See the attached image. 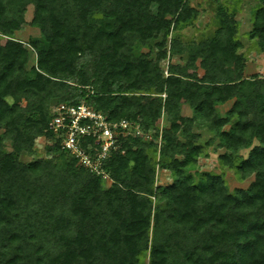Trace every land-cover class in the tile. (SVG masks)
<instances>
[{
	"label": "trees",
	"instance_id": "16d2710c",
	"mask_svg": "<svg viewBox=\"0 0 264 264\" xmlns=\"http://www.w3.org/2000/svg\"><path fill=\"white\" fill-rule=\"evenodd\" d=\"M212 1L214 28L196 39L181 32L198 13L189 0H0V264H264V77L244 75L239 36L249 0ZM252 1L246 49L264 53V0ZM30 4L39 35L23 41ZM174 56L185 62L165 75ZM61 102L153 137L120 138L107 185L47 130ZM196 125L225 149L222 168L253 175L246 188L195 170ZM39 137L50 157L22 160ZM158 170L172 182L154 185Z\"/></svg>",
	"mask_w": 264,
	"mask_h": 264
},
{
	"label": "rangeland",
	"instance_id": "374dc122",
	"mask_svg": "<svg viewBox=\"0 0 264 264\" xmlns=\"http://www.w3.org/2000/svg\"><path fill=\"white\" fill-rule=\"evenodd\" d=\"M189 1L191 2L192 5H194L198 9V13L197 15L191 17L186 23L183 24L181 28V32L185 37H193L198 39L199 36H201L202 34H209L214 28L213 9L215 7V4L213 3L212 0H189ZM254 6H255L254 1L252 0L246 1L245 5L243 6V9L240 12L241 24L239 27V36H241V38L244 41H247L248 39L251 40L250 43L254 42V40L250 39L248 36V32L251 29V19H250L251 9L254 8ZM32 16H33V5L30 4L27 6L24 14L26 20L25 23L14 34L16 38L23 41H27L30 37L39 35V30L29 24V22L32 19ZM0 40L1 42L5 41V39H0ZM250 43L248 42L246 43L247 48L250 47ZM246 47L242 48V50L247 54L248 57V60L244 68V75L250 76L252 74H259L260 76L264 77V53L256 52L254 49L247 50ZM170 61L176 63H184L185 57L174 56L171 59H168L164 63H162V68L164 73L165 71H167V65L168 62ZM31 62H33V56L30 60V63ZM199 73H201V71H199ZM184 103H186L188 108L185 107L181 108V114L186 117L192 116L193 115V112L191 111L192 109L190 108L187 102ZM230 105L231 102L218 105L217 109L219 113L223 114L228 110ZM160 120H159L160 122L158 121V128H159V132L161 133L162 129L167 126L165 113L162 114ZM159 123L162 124L161 130ZM194 131H197L201 134L198 143L201 144L203 147V151L199 156L195 170H199V171L211 170L216 173L223 172L224 178L230 190L234 188H246L253 180V175L242 180L238 178V176L235 174L233 170L228 169L226 167L222 168L218 161V155L224 153L225 149L219 146V140L214 138L213 133L203 125H196ZM149 132L153 134L152 130H149ZM180 138L183 139L182 136H180ZM156 140L159 142L160 137L158 136ZM207 141H209V144L205 145ZM47 143L48 141L44 137H39L36 140L35 152L32 154L22 155V160L28 161L37 157H50V154L45 149V145ZM254 144H257V142H255ZM6 148L10 149L9 143H6ZM248 150L249 149H242L241 151H239V154L246 156ZM172 180L173 177L169 171L158 170L157 175L154 179V185L170 184ZM110 183H112V180H109V182H105V184L107 185H109Z\"/></svg>",
	"mask_w": 264,
	"mask_h": 264
},
{
	"label": "built area",
	"instance_id": "2783aa9c",
	"mask_svg": "<svg viewBox=\"0 0 264 264\" xmlns=\"http://www.w3.org/2000/svg\"><path fill=\"white\" fill-rule=\"evenodd\" d=\"M52 113L47 130L59 140L61 149L69 152L77 165L101 177L104 182L112 180L105 162L111 152L118 148L121 137L143 136L147 140L152 139V133L144 132L138 123L125 118L111 121L84 102L58 103L52 107ZM159 124L161 130L162 124ZM159 145L160 141L158 148Z\"/></svg>",
	"mask_w": 264,
	"mask_h": 264
},
{
	"label": "crops",
	"instance_id": "0c3cea01",
	"mask_svg": "<svg viewBox=\"0 0 264 264\" xmlns=\"http://www.w3.org/2000/svg\"><path fill=\"white\" fill-rule=\"evenodd\" d=\"M184 102H185V101H182V102H181V108H184V107H185V108H188V106H187L186 103H184ZM191 111H192V110H191Z\"/></svg>",
	"mask_w": 264,
	"mask_h": 264
}]
</instances>
